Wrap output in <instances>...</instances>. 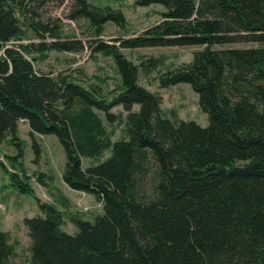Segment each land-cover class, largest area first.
Wrapping results in <instances>:
<instances>
[{
  "label": "trees",
  "instance_id": "obj_1",
  "mask_svg": "<svg viewBox=\"0 0 264 264\" xmlns=\"http://www.w3.org/2000/svg\"><path fill=\"white\" fill-rule=\"evenodd\" d=\"M46 1L0 0V142L17 138L22 119L31 132L56 134L67 154L64 181L93 194L104 213L94 221L74 218L78 231L69 234L61 210L37 199L44 215L24 219L28 261H14L15 246L0 230V264H264V46L214 47L264 42V0H136L164 6L161 21L114 43L100 37L107 21L124 25L123 12L74 0L71 18L89 20L92 50L116 63L121 84L111 99L70 74L36 68L47 51L84 48L62 40L59 24L36 18L30 26L39 41L23 42L18 12ZM146 46L202 47L159 83L191 84L207 126L166 116L162 97L139 83L138 66L121 48ZM118 105L127 112L129 137L112 140L97 110L113 122ZM107 152L83 166L82 157ZM9 177L31 192L17 173Z\"/></svg>",
  "mask_w": 264,
  "mask_h": 264
},
{
  "label": "rangeland",
  "instance_id": "obj_2",
  "mask_svg": "<svg viewBox=\"0 0 264 264\" xmlns=\"http://www.w3.org/2000/svg\"><path fill=\"white\" fill-rule=\"evenodd\" d=\"M96 6H110L121 10L125 16L123 26L114 21H107L100 39L106 43H114L113 39L128 38L143 33L156 25L162 19L161 4L139 6L136 0H87ZM74 0H47L31 5L23 15L18 12L26 36L24 43H37L39 37L30 26L34 18L42 24L61 26L62 40H78L84 45L80 52L47 51L39 55L36 68L44 73L54 75L67 73L85 86L96 87L102 98L111 99L116 95L121 84L116 63L112 56L94 52L95 34L89 20L83 17L72 19ZM50 36L46 41H50ZM119 44V42H115ZM264 42L233 43L216 45L223 47H259ZM201 46H146L137 48H121L125 56L138 66V81L150 91L162 97L164 114L174 121L180 119L194 120L201 126L209 124L208 114L199 105L198 93L189 83H178L165 88L160 87L159 77L169 70H174L182 64L192 61L194 51ZM153 61V63H151ZM135 104L134 110H138ZM115 118L107 122L105 113L97 110L107 126L112 140L128 139L126 115L122 105L111 109ZM16 139L8 135L0 142V230L9 233L10 242L14 244L16 254L14 261L25 263L30 257L31 238L24 222L26 217L41 215L43 212L39 202L55 205L63 214L62 229L69 234L78 231L74 218L94 221L104 213L103 202L93 194L75 190L64 181V171L67 154L59 137L52 134L31 132L27 120L18 122ZM19 142V143H17ZM40 147V153L35 151L34 144ZM20 144V145H19ZM22 151V155H17ZM109 152L101 158L82 157L83 166L96 164L105 159ZM16 157V158H15ZM17 173L26 180L31 192H22L10 179V173ZM42 175V181L38 179Z\"/></svg>",
  "mask_w": 264,
  "mask_h": 264
}]
</instances>
